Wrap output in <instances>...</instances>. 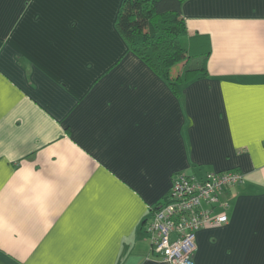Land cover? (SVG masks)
I'll use <instances>...</instances> for the list:
<instances>
[{
	"label": "crops",
	"instance_id": "crops-1",
	"mask_svg": "<svg viewBox=\"0 0 264 264\" xmlns=\"http://www.w3.org/2000/svg\"><path fill=\"white\" fill-rule=\"evenodd\" d=\"M118 2L0 0V264H170L145 221L175 174L225 169L244 179L191 264H264V0L182 1L209 51L178 91L128 48Z\"/></svg>",
	"mask_w": 264,
	"mask_h": 264
},
{
	"label": "trees",
	"instance_id": "trees-1",
	"mask_svg": "<svg viewBox=\"0 0 264 264\" xmlns=\"http://www.w3.org/2000/svg\"><path fill=\"white\" fill-rule=\"evenodd\" d=\"M182 1L119 0L113 19L128 48L162 76L173 91L198 71H204L209 51L205 37H198L195 51L188 43ZM197 36L188 37L195 40ZM181 61L186 64L174 71Z\"/></svg>",
	"mask_w": 264,
	"mask_h": 264
},
{
	"label": "built area",
	"instance_id": "built-area-1",
	"mask_svg": "<svg viewBox=\"0 0 264 264\" xmlns=\"http://www.w3.org/2000/svg\"><path fill=\"white\" fill-rule=\"evenodd\" d=\"M243 179L237 169L175 174L168 200L154 207L145 221L151 250L170 264H191L195 230L226 220L222 190ZM215 206L222 211H213Z\"/></svg>",
	"mask_w": 264,
	"mask_h": 264
},
{
	"label": "rangeland",
	"instance_id": "rangeland-1",
	"mask_svg": "<svg viewBox=\"0 0 264 264\" xmlns=\"http://www.w3.org/2000/svg\"><path fill=\"white\" fill-rule=\"evenodd\" d=\"M108 1H109V0H108ZM190 53H194V52L191 51ZM174 68H178V65H176Z\"/></svg>",
	"mask_w": 264,
	"mask_h": 264
}]
</instances>
